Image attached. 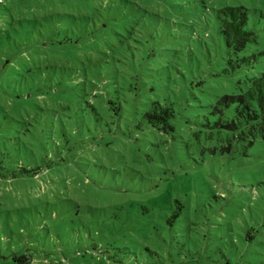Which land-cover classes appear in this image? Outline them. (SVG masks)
I'll return each instance as SVG.
<instances>
[{
  "label": "rangeland",
  "instance_id": "rangeland-1",
  "mask_svg": "<svg viewBox=\"0 0 264 264\" xmlns=\"http://www.w3.org/2000/svg\"><path fill=\"white\" fill-rule=\"evenodd\" d=\"M263 68L264 0H0V264H264V136L228 151L221 100Z\"/></svg>",
  "mask_w": 264,
  "mask_h": 264
},
{
  "label": "trees",
  "instance_id": "trees-1",
  "mask_svg": "<svg viewBox=\"0 0 264 264\" xmlns=\"http://www.w3.org/2000/svg\"><path fill=\"white\" fill-rule=\"evenodd\" d=\"M220 29L228 47L236 51L242 50L245 45L254 40V35L247 30V8L242 5H227L218 10ZM226 107L230 108L227 116L226 138L227 150L231 151L235 143L244 150L252 144L255 138L264 136V68L257 76L249 78L247 85L235 95H228L221 99ZM158 108H161L159 110ZM164 116L163 131L171 128L167 119L171 114L160 106H154L147 114L150 123L156 125ZM178 210L173 212V216Z\"/></svg>",
  "mask_w": 264,
  "mask_h": 264
}]
</instances>
